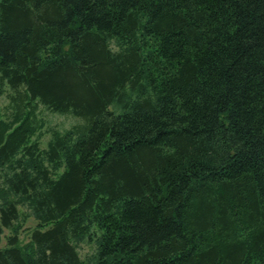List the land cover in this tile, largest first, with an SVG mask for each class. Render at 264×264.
<instances>
[{
    "label": "trees",
    "instance_id": "16d2710c",
    "mask_svg": "<svg viewBox=\"0 0 264 264\" xmlns=\"http://www.w3.org/2000/svg\"><path fill=\"white\" fill-rule=\"evenodd\" d=\"M2 95L0 264H264V0H0Z\"/></svg>",
    "mask_w": 264,
    "mask_h": 264
},
{
    "label": "rangeland",
    "instance_id": "374dc122",
    "mask_svg": "<svg viewBox=\"0 0 264 264\" xmlns=\"http://www.w3.org/2000/svg\"><path fill=\"white\" fill-rule=\"evenodd\" d=\"M8 103V97L6 95H2L0 97V106H3ZM37 113L39 116H42L45 120V127L43 129V136L41 137V146H45L46 141L50 137V133L47 131V128H55L60 131L71 127L72 125L79 123L82 120L80 117L72 116L68 114H58L51 112L44 108L41 104L37 105ZM24 213H28L26 209L21 208ZM36 221L31 217H26V222L24 223L25 230H22L19 237L20 243H24L29 239L30 230L34 227ZM8 233V231H5ZM5 243V239L2 240L0 243V247L3 246ZM78 252L81 258L87 260L94 252V245L89 241H82L78 244Z\"/></svg>",
    "mask_w": 264,
    "mask_h": 264
}]
</instances>
